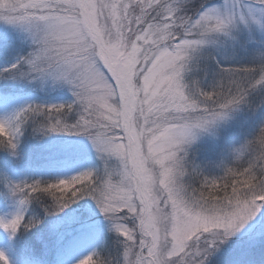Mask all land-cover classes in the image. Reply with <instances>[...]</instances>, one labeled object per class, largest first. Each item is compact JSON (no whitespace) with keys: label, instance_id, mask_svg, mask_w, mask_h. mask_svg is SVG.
I'll return each instance as SVG.
<instances>
[{"label":"snow or ice","instance_id":"6c2138e0","mask_svg":"<svg viewBox=\"0 0 264 264\" xmlns=\"http://www.w3.org/2000/svg\"><path fill=\"white\" fill-rule=\"evenodd\" d=\"M0 246L264 264V0H0Z\"/></svg>","mask_w":264,"mask_h":264},{"label":"rangeland","instance_id":"374dc122","mask_svg":"<svg viewBox=\"0 0 264 264\" xmlns=\"http://www.w3.org/2000/svg\"><path fill=\"white\" fill-rule=\"evenodd\" d=\"M2 247L3 246H0V248H2ZM7 255L9 256L10 260H15L16 259L15 253L10 251V250L7 252Z\"/></svg>","mask_w":264,"mask_h":264}]
</instances>
